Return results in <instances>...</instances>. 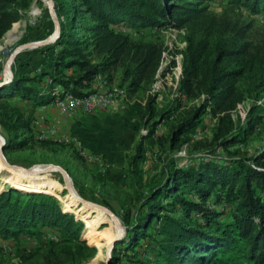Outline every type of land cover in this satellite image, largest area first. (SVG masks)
I'll return each mask as SVG.
<instances>
[{"label": "trees", "instance_id": "16d2710c", "mask_svg": "<svg viewBox=\"0 0 264 264\" xmlns=\"http://www.w3.org/2000/svg\"><path fill=\"white\" fill-rule=\"evenodd\" d=\"M56 1L63 22L52 47L56 49L53 68L39 76L15 79L8 89L17 92L11 96L47 106L58 95L56 86L76 96L86 95L96 90L93 84L98 76L112 82L117 69L122 71L121 85H127L133 94L157 80L167 47L162 40L134 38L119 28L137 32L178 28L184 30L186 43L182 76L178 97L169 110L162 111L161 122L174 115L185 102L202 100V103L179 112L181 121L172 144L176 145L186 131L195 127L208 108L218 120L210 142L216 147L230 149L260 126L261 116H249L246 123L239 125L232 115L250 92L264 89V35L252 39L251 23H244L226 11L211 12L200 4L202 0H78V4ZM30 2L0 0V39L22 18ZM228 2L237 8H247L252 15L264 13V0ZM44 77L50 79L47 88L29 86L40 83ZM150 115L155 116L154 109ZM157 125L156 122L151 127L149 137ZM28 127L16 122L10 132L30 130ZM30 139L9 138L6 147L24 145ZM145 152L141 143L132 165L142 160ZM263 159L264 155L255 156L256 166L247 159L210 160L184 168L173 163L163 183L148 195L144 203L148 209L142 211L129 230L133 240L126 246L135 249L138 240L150 236L146 231L157 219L156 232L160 237L156 238L154 250L157 258L155 261L132 258L130 263L224 264L234 263L241 256L249 264H264ZM20 182L21 177L11 183L0 174V188L12 186L0 190V234L15 236L25 231L32 233L38 224L51 225L62 234V244L46 250L37 264H75L92 258L95 245L80 236L84 221L88 227L89 224L67 211L74 209L75 204L70 200L61 204L55 196L42 194L47 190L55 193L50 187L31 190L32 185L28 184L17 188ZM162 198L172 201L164 204ZM221 203L230 207L229 212L215 209ZM177 208L182 216H176ZM193 212L203 221L193 220ZM124 243V240L118 242ZM119 255L121 252L115 251L109 264H123Z\"/></svg>", "mask_w": 264, "mask_h": 264}, {"label": "rangeland", "instance_id": "374dc122", "mask_svg": "<svg viewBox=\"0 0 264 264\" xmlns=\"http://www.w3.org/2000/svg\"><path fill=\"white\" fill-rule=\"evenodd\" d=\"M68 1L79 3L78 0ZM200 4L211 12L221 14L226 11L244 23H251L252 39L264 35V13L252 15L247 8L234 7L228 0H202ZM62 22L56 0H31L22 18L0 39V149L5 144L4 156L0 152V174L9 182L21 177V186L17 188H25L28 184L32 185L31 190L50 187L55 193L47 190L42 194L55 196L61 204L67 200L75 204L74 209L67 211L74 213L77 220L86 219L89 227L84 221L80 236L96 247L92 258L75 264H109L117 250L121 252L119 256L123 264H132L129 261L132 258L155 261L156 238H160L156 232L159 226L157 219L146 231L150 236L138 240L135 249L126 248L133 240L129 230L142 211L148 209L144 205L148 195L163 183L173 163L184 168L210 160L247 159L256 166L253 158L264 155V89L250 92L247 99L232 111L239 125L246 123L249 116L263 118L260 126L237 145L223 149L210 144L218 120L209 108L198 124L173 145L172 138L181 121L179 112L202 103V100L185 102L174 115L161 122L162 111L169 110L178 97L186 48L185 32L178 28L137 32L120 27L134 38L165 42L167 49L154 84L130 94L127 85H121L120 69L115 72L112 82L103 75L98 76L93 89L97 90L108 82V85L121 89L124 96L110 108L92 113L81 108L63 110L54 104L57 96L47 106L11 96L17 92L16 89H8L15 79L39 76L53 68L52 58L56 49L52 47L60 36ZM49 84L50 79L44 77L40 83H29V86L42 89ZM62 90L65 89L56 86V92L61 93ZM153 109L155 116L151 118ZM38 121L43 122L44 129L39 128ZM16 122L27 124L30 130L24 128L11 133L10 128ZM156 122V130L149 137ZM53 124L58 127L56 136L47 133V127ZM9 138L19 141L31 139L29 143L12 145L7 149ZM141 143L146 148L145 157L134 166L132 162ZM9 187L12 186L5 185L0 190ZM187 197L195 198L192 195ZM171 201L170 198H162L164 204ZM214 207L225 212L230 209L222 203ZM175 214L182 216L179 208ZM191 218L203 221L194 212ZM62 240L63 236L56 228L42 224L33 228L32 233L0 234V264H37L46 250L62 244ZM123 240L124 244H118ZM224 264L249 263L240 256L234 263Z\"/></svg>", "mask_w": 264, "mask_h": 264}, {"label": "built area", "instance_id": "2783aa9c", "mask_svg": "<svg viewBox=\"0 0 264 264\" xmlns=\"http://www.w3.org/2000/svg\"><path fill=\"white\" fill-rule=\"evenodd\" d=\"M103 85V89H97L94 92L82 96H76L68 90H62L61 93L58 91L54 104L63 110L67 108L69 110L81 108L84 112L92 113L98 109L110 108L123 99L124 94L121 89L108 85V82H104ZM37 123L40 129H44L43 122L38 121ZM47 133L50 136H56L58 127L55 124L48 126Z\"/></svg>", "mask_w": 264, "mask_h": 264}, {"label": "water", "instance_id": "95a60500", "mask_svg": "<svg viewBox=\"0 0 264 264\" xmlns=\"http://www.w3.org/2000/svg\"><path fill=\"white\" fill-rule=\"evenodd\" d=\"M4 148H5V144H3L2 148L0 149L1 155L4 156Z\"/></svg>", "mask_w": 264, "mask_h": 264}, {"label": "bare ground", "instance_id": "6f19581e", "mask_svg": "<svg viewBox=\"0 0 264 264\" xmlns=\"http://www.w3.org/2000/svg\"><path fill=\"white\" fill-rule=\"evenodd\" d=\"M11 35V34H10ZM9 36V35H8ZM18 176H20L19 174H18ZM15 182V179H13V180H11V183H14Z\"/></svg>", "mask_w": 264, "mask_h": 264}, {"label": "crops", "instance_id": "0c3cea01", "mask_svg": "<svg viewBox=\"0 0 264 264\" xmlns=\"http://www.w3.org/2000/svg\"><path fill=\"white\" fill-rule=\"evenodd\" d=\"M96 84H97V82H96ZM103 88H104V85L103 86L101 85V88H99V89H103Z\"/></svg>", "mask_w": 264, "mask_h": 264}]
</instances>
